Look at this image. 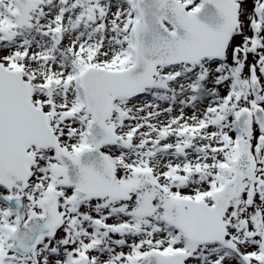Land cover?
I'll list each match as a JSON object with an SVG mask.
<instances>
[{
    "label": "snow or ice",
    "instance_id": "snow-or-ice-1",
    "mask_svg": "<svg viewBox=\"0 0 264 264\" xmlns=\"http://www.w3.org/2000/svg\"><path fill=\"white\" fill-rule=\"evenodd\" d=\"M0 264H264V0H0Z\"/></svg>",
    "mask_w": 264,
    "mask_h": 264
}]
</instances>
